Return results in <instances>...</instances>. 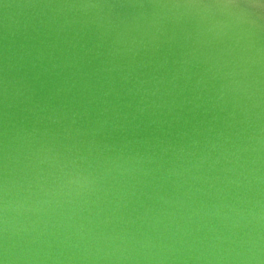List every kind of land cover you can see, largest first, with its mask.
<instances>
[{"label":"water","instance_id":"water-1","mask_svg":"<svg viewBox=\"0 0 264 264\" xmlns=\"http://www.w3.org/2000/svg\"><path fill=\"white\" fill-rule=\"evenodd\" d=\"M0 264H264V0H0Z\"/></svg>","mask_w":264,"mask_h":264}]
</instances>
